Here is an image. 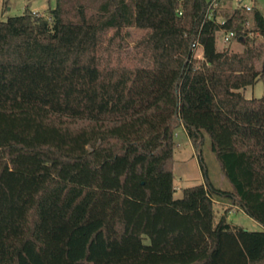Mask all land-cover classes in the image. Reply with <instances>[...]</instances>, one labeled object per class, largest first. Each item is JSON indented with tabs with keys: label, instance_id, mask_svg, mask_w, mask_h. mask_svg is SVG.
Returning <instances> with one entry per match:
<instances>
[{
	"label": "trees",
	"instance_id": "1",
	"mask_svg": "<svg viewBox=\"0 0 264 264\" xmlns=\"http://www.w3.org/2000/svg\"><path fill=\"white\" fill-rule=\"evenodd\" d=\"M225 1L56 0L0 20V264H264V97L243 92L264 83V14L218 20ZM230 31L240 51L218 45ZM180 128L226 188L200 158L204 182L174 197Z\"/></svg>",
	"mask_w": 264,
	"mask_h": 264
},
{
	"label": "rangeland",
	"instance_id": "2",
	"mask_svg": "<svg viewBox=\"0 0 264 264\" xmlns=\"http://www.w3.org/2000/svg\"><path fill=\"white\" fill-rule=\"evenodd\" d=\"M227 1L224 3L225 5L223 7L221 6L222 8H219L218 20L222 19L226 10L231 11L232 8L239 7V0ZM242 4L248 5L252 8L256 7L264 13V0H243ZM55 6L56 0H0V20H6L9 17L21 15L26 9H30L33 12L41 13L43 15H48L49 11ZM248 25L249 23H247V27ZM260 40L264 42V37L260 38ZM218 43L220 48L228 47L232 51H240L242 49V45L237 43L234 39L228 43L223 42V36L221 34L218 36ZM199 54L200 52L197 51V55ZM245 94L251 98H263V81L260 80L253 87H248ZM176 141L177 147L174 153L175 198L182 197L183 189L204 182L205 176L201 168L200 158L203 160L202 164L206 169L208 178L222 188L228 186V183L220 170V166L208 145L204 147L202 157H199V154L196 152L183 128H180L177 131ZM214 207L216 220H219L221 216H225L227 222L232 226L242 227L245 230H261V226L257 222L246 216L235 206L216 203Z\"/></svg>",
	"mask_w": 264,
	"mask_h": 264
},
{
	"label": "built area",
	"instance_id": "3",
	"mask_svg": "<svg viewBox=\"0 0 264 264\" xmlns=\"http://www.w3.org/2000/svg\"><path fill=\"white\" fill-rule=\"evenodd\" d=\"M211 1H212V5L215 7L217 5V1H219V0H211ZM242 1L243 0H239V7H243L247 11H250L252 9V7L245 5V4H242ZM212 16H213V13H212V10H210L208 13V18H212ZM235 37H236V32H234V31L225 32L223 35V42L228 43V42L232 41L233 39H235ZM192 46L194 49H197L199 45H198V43H194Z\"/></svg>",
	"mask_w": 264,
	"mask_h": 264
},
{
	"label": "crops",
	"instance_id": "4",
	"mask_svg": "<svg viewBox=\"0 0 264 264\" xmlns=\"http://www.w3.org/2000/svg\"><path fill=\"white\" fill-rule=\"evenodd\" d=\"M208 1H209V0H208ZM224 1H225V0H224ZM226 1H227V0H226ZM226 1H225V2H226ZM227 2H228V1H227ZM261 12H262V11H261ZM262 13H263V12H262ZM263 14H264V13H263ZM246 90H247V88H246ZM246 90H244V91H243V92H244V95H245V97H247V98H251L250 96H246V94H245V91H246Z\"/></svg>",
	"mask_w": 264,
	"mask_h": 264
}]
</instances>
